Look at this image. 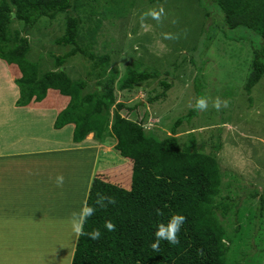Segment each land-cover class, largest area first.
I'll list each match as a JSON object with an SVG mask.
<instances>
[{"label": "trees", "instance_id": "1", "mask_svg": "<svg viewBox=\"0 0 264 264\" xmlns=\"http://www.w3.org/2000/svg\"><path fill=\"white\" fill-rule=\"evenodd\" d=\"M126 3V0H0V60L17 67L21 73L15 80L20 89L17 106L42 103L50 91L56 92L68 101L55 121L57 130L74 125L73 142L78 145L87 142L91 134L100 143L115 141V151L130 161V190L100 178L92 181L85 211H94L85 218L82 231L90 233L99 229L101 235L96 240L79 235L71 264H261L264 198L250 215L256 221L254 228L260 239L254 244L258 255L231 253V246L242 243V230L239 226L230 233L224 220L235 209L234 214L242 212L233 195L227 193L226 198L222 195L223 177L229 176V185L238 178L223 169L219 158L222 137L212 136L208 144L210 151L206 152L197 148L193 135L185 144L176 136L184 120L193 119L201 110L196 107L199 100H204L200 76L195 78V107L187 116L176 120L173 134L163 139L152 131L147 132L144 120L130 118L135 107L117 103L116 88L129 91L159 77V73L131 67L120 77L117 70L111 69V55L96 50L106 13L123 18ZM197 5L206 12L201 36L210 37L211 31L218 29L227 41L250 45L253 60L245 91L252 102L253 89L264 80V0H197ZM61 14L68 16L65 31L55 44L70 50L63 56H52L56 69L42 73L41 67L28 59L32 47L24 34ZM189 52L193 53L190 58L193 65L197 47ZM77 56L88 64L85 80H72L64 67ZM182 61L183 58L177 60L175 70ZM171 68L165 71L166 78L159 81L158 88L147 94L148 103L164 99L173 88ZM93 80L95 87L91 90L89 81ZM123 111L127 116L121 114ZM239 192L234 190L236 197ZM101 197L105 199L98 202ZM173 215L185 218L177 233L178 242L172 245L162 240L153 249L157 226H166ZM105 221L115 226L112 231L104 227ZM235 234H239L238 239Z\"/></svg>", "mask_w": 264, "mask_h": 264}, {"label": "rangeland", "instance_id": "2", "mask_svg": "<svg viewBox=\"0 0 264 264\" xmlns=\"http://www.w3.org/2000/svg\"><path fill=\"white\" fill-rule=\"evenodd\" d=\"M126 1L123 18H115L114 14L112 16L109 12L106 13L108 15L99 32L96 50L100 54L111 55V69L117 70L120 77L128 66L140 71L159 73V77L129 91H120L114 87L117 103H123L128 108L135 107L130 118L135 121L144 120L147 132L152 131L158 138L163 139L173 134L176 120L187 116L195 107L197 99L195 78L200 76L207 106L199 110L193 119H185L183 126L177 129L176 136L181 144H185L189 141L190 135H193L197 141V148H203L208 152L212 136L214 138L221 135L223 148L219 158L223 169L230 172L231 176L233 174L238 176L232 185H229L231 182L227 178L229 176L223 177L222 195L225 198L228 196L227 193L233 195L232 199H236L243 213L234 214L235 209L224 220L230 233L236 232L239 226L242 230V243L236 242L233 247L231 246V253L240 256H244V253L249 255L253 253V257L257 256L254 244L257 245L260 239L256 237L258 235L254 228L256 221L253 222L250 215L252 210L258 208L262 197L264 198V80L253 89L250 102L245 91V80L253 60L250 45L246 42L227 41L222 31L218 29H213L210 37L201 36V30L206 22V12L198 7L197 0H167L160 3L155 0ZM153 13L157 16L154 17ZM67 16L58 15L53 21H45L33 31L24 34L32 47L28 59L37 63L42 73L56 69L52 56H63L70 50L69 47L55 44L65 31ZM207 23L210 24V21L207 20ZM208 39L210 41L205 43ZM195 47L197 54L194 58L195 64L192 65L190 58L193 53L189 50ZM185 57L189 59L186 60ZM182 58L183 63L181 62L182 65L177 71L174 64H179L177 60ZM170 66L173 88L167 92L164 99L154 104L148 103L147 94L158 88L159 81L166 78L165 71ZM13 67L5 64L4 67H0V73L10 74L9 71L14 70ZM64 67L74 81L87 78L88 64L81 56L70 59ZM11 76L12 73L7 79ZM17 76L19 78L18 74ZM89 82L91 90L94 89L95 81ZM8 87L9 82L6 83V78L1 76L0 141H6L11 131L23 128L19 125V120L24 113L13 109L14 93ZM54 94L56 93H51V96ZM18 95L20 99V94ZM64 108L58 113L60 114ZM114 113L113 106L110 110L111 123ZM121 114L127 116L126 111ZM44 115L51 119L55 117V112L48 111ZM33 122L32 119L29 125ZM43 126V130L51 139V143L48 142L49 149L69 147L71 149L61 155L52 156L49 166L40 172L43 174L41 186L39 187L38 183L34 184V193L39 191L41 195L45 194L43 203L48 205V208L52 207V213L58 212L57 216L47 215L45 218L59 221L54 222L55 225L50 227L49 232L43 227L44 230L37 232L33 237L31 234L28 235L31 231L26 229L22 236L11 227L7 217H1L0 227L4 233L0 232V238H5V251L9 242L6 235L13 236L14 245L11 246L13 252L9 264H71L79 236L73 231L71 217L73 213L85 211L92 181L100 178L127 190L131 188L128 164L130 161L115 151V141L100 143L91 134L87 142L77 145L71 142L72 133L69 127L57 130L48 122ZM47 156L51 158V154ZM47 168L53 171V175L46 173ZM57 175L64 177L65 189L63 185L57 186ZM24 178H26L22 180L24 184L28 179L30 181V176ZM236 189L240 191L238 197L234 193ZM32 191L28 188V195ZM251 195H254L253 200L250 199ZM51 200L55 202L52 201L49 207ZM33 203L34 206L42 205V202ZM55 205L57 210L54 209ZM239 215H242L241 219ZM262 216L264 232V212ZM53 229L54 231L57 229V235L42 239L44 235H52ZM14 237H21L19 239L21 241L15 242ZM235 237L238 239L239 234H235ZM261 248H263L261 264H264V243Z\"/></svg>", "mask_w": 264, "mask_h": 264}, {"label": "crops", "instance_id": "3", "mask_svg": "<svg viewBox=\"0 0 264 264\" xmlns=\"http://www.w3.org/2000/svg\"><path fill=\"white\" fill-rule=\"evenodd\" d=\"M5 64L8 67H13L0 60V67H4ZM9 72L10 74L12 73V76L9 79H7V76L9 77L10 74L0 73V77L2 76L6 78V83L9 82L8 88L14 93L15 105L13 106V109L22 111L24 116L19 120V125L23 126V128L19 127L20 129L11 131V134L6 141H0V206L2 207V210L4 209L3 211L0 210V219L1 217H7L11 223V227L15 231L20 232L23 236L26 229L27 231H31L28 235L31 234V236L33 235L34 237L37 232L42 231L43 227L49 232V230H51L50 227L55 225L57 220L59 221V219L45 218L47 215L57 216L58 212L52 213L51 204L54 200H51L49 204V207L51 208H48V205L43 203L46 195H41L39 191L36 194L34 193V184L38 183L39 187L41 186L43 174L40 172L44 167L49 166L51 159L53 158L52 156L61 155L67 150L71 151L70 147L69 149H49L48 142L50 144L51 139L46 131L43 130V125L46 122L54 127L59 110L64 107L66 108L68 101L61 98L59 94L51 96V93L56 92L50 91L47 99L42 103L33 102L27 107H18L16 106V103L19 100L18 93L20 94V89L15 85V80L18 79L17 74L19 75V78L21 77V73H19L17 67ZM48 111L55 112V117L53 116L50 119L48 116H45L44 113H47ZM32 119L34 122L29 125ZM67 127L70 128L72 133L71 142H73L74 125H68L65 128ZM50 154L51 158H48L49 156L47 155ZM45 161H47V163ZM38 170L39 172H37ZM46 173L53 175V171L50 169H48ZM27 176H30V181L28 179L26 182L28 184H24L22 180H25L26 178L24 177ZM65 184L66 182L63 183L64 189L66 188ZM17 186L20 188H17ZM28 188L32 191L29 195ZM19 195L21 196L19 197ZM33 202H42V205L34 206ZM54 207V209L57 210L56 205ZM15 208H18V210ZM54 229L51 232L52 235H44L42 239L57 235V229L55 231ZM0 232L4 233L1 227ZM12 237L13 236L11 235H6L7 241H9L7 251L4 249L5 238H0V264L10 263V257H12L11 254L13 252L11 246L14 245L12 244ZM19 239H21V237L15 238L14 240L15 242L21 241ZM24 254L25 253H22V255Z\"/></svg>", "mask_w": 264, "mask_h": 264}, {"label": "clouds", "instance_id": "4", "mask_svg": "<svg viewBox=\"0 0 264 264\" xmlns=\"http://www.w3.org/2000/svg\"><path fill=\"white\" fill-rule=\"evenodd\" d=\"M153 16L156 17L157 14L153 13ZM128 67H131V66H128ZM133 70H137V69H133ZM226 104L227 102H225V105ZM206 106L207 105L205 101L202 99L199 100L196 105V107L201 110L206 108ZM216 106L219 107V104H217ZM63 183H64V177L62 175H57L56 177L57 186L58 187L62 186ZM103 199H105V197H101L100 201L98 202L103 201ZM110 202L114 203V201H110ZM93 211L94 209H88L87 211L81 210L80 213H73L71 217V223H72L73 231L77 235H87L90 237V239L96 240L101 235L99 229H93L90 233H84L82 231L85 218L88 216H91ZM184 219L185 218L182 215H173L172 217H170L168 224L166 226L158 225L155 230V241L152 244V248L157 249L159 246V242L162 240L167 241L169 244H172V245L176 244L178 242L177 233L180 231L182 224L184 222ZM104 227L107 230L112 231L115 226L110 221H105Z\"/></svg>", "mask_w": 264, "mask_h": 264}]
</instances>
